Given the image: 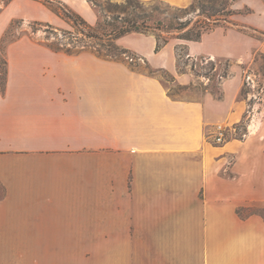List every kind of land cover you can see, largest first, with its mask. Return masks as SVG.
I'll return each instance as SVG.
<instances>
[{
  "label": "crops",
  "instance_id": "crops-1",
  "mask_svg": "<svg viewBox=\"0 0 264 264\" xmlns=\"http://www.w3.org/2000/svg\"><path fill=\"white\" fill-rule=\"evenodd\" d=\"M61 1L97 21L87 0ZM230 7L231 22L196 41L155 51L150 34L116 40L180 84L191 75L176 68L177 45L189 57L233 60L220 97H173L122 59L54 51L26 34L6 44L0 264H264L263 218L238 213L264 201V110L236 134L247 112L242 67L264 53V41L238 26L264 32V0ZM15 19L65 23L39 0H10L0 43Z\"/></svg>",
  "mask_w": 264,
  "mask_h": 264
},
{
  "label": "trees",
  "instance_id": "trees-1",
  "mask_svg": "<svg viewBox=\"0 0 264 264\" xmlns=\"http://www.w3.org/2000/svg\"><path fill=\"white\" fill-rule=\"evenodd\" d=\"M10 0H4L0 9L5 6ZM50 10L55 12L60 17L64 18L72 27L73 31H66L68 34L75 37L77 43L83 47L86 45L92 46L97 51V55L105 58L119 57L129 52L128 49L119 46L116 40L131 32H139L144 34L153 35L156 39L155 51H158L164 46L171 38L181 40H199L201 35L206 32H210L217 26L224 25L227 22H231L230 16L235 13L230 6L234 0H193L186 7H177L176 12L169 18L170 23L166 24L163 20L153 18V9L147 11L141 8L143 2L137 0L136 5L131 0H126L122 3H107L106 13L98 16L95 24H89L80 14L72 10L67 4L61 0H39ZM94 7H98V11H102V7L97 4L96 0H87ZM246 11H249L247 9ZM14 20L11 21L7 29L5 30L0 43V64L2 68L0 70V91L4 92L7 72V61L5 58L4 49L7 43L15 39H6V35L9 32ZM33 23L41 24V21H33ZM46 26H52L46 23ZM238 29L253 35L254 33L264 34L263 31L258 30L252 26L242 25L238 26ZM166 35H163V34ZM55 34V33H54ZM53 39L59 43L61 38L56 34L52 36ZM94 41V42H93ZM54 51H64V53L71 54L68 49H64L57 45H47ZM177 60L180 55L177 53ZM185 56V61L190 59L189 56ZM133 60V56H127ZM182 58V57H180ZM115 59V58H113ZM225 67L222 72L217 75L218 89L215 92L217 97L221 96L220 82L223 78L231 75L229 71V59L225 58ZM148 74L153 75L154 72H161L162 74L169 76L167 81H174V77L163 68H152L148 62L144 59ZM211 69L215 68L214 60L211 61ZM177 70L180 73L186 72L180 65L177 66ZM164 77V76H163ZM188 85H178L180 89H186ZM170 89V88H169ZM170 95L174 94L168 91ZM238 125L236 126L237 129ZM241 217H244L243 208L238 210ZM248 214H257L264 220L263 211H252Z\"/></svg>",
  "mask_w": 264,
  "mask_h": 264
},
{
  "label": "rangeland",
  "instance_id": "rangeland-1",
  "mask_svg": "<svg viewBox=\"0 0 264 264\" xmlns=\"http://www.w3.org/2000/svg\"><path fill=\"white\" fill-rule=\"evenodd\" d=\"M4 0H0V6L2 5ZM126 0H96L97 4L102 7V11H98V7L96 9L98 16L100 14L106 13L107 3H122ZM133 4L136 5L137 0H131ZM139 2H143L141 8L150 11L153 9V18L163 20L164 23H170L169 18L176 12V8L178 6L171 5L169 3H165L159 0H139ZM72 9V8H71ZM73 10V9H72ZM62 18V17H61ZM65 23L63 25H55L49 22L41 21V24L33 23V21H24L21 19H15L12 26L9 29V32L6 35V39H16L22 35H28L33 40L42 42L46 45H57L61 46V43L64 44L63 48L68 49L71 54L79 53L82 51H91L94 54H97V51L92 46L86 45L82 46L76 42L73 34H68L66 31H73L70 24L62 18ZM46 23L52 26H46ZM61 38L59 43L55 39H53V35L55 34ZM163 35H166L165 33ZM254 36L258 37L262 41H264V34L254 33ZM176 40V38H171L169 41ZM94 42V41H93ZM176 55L177 53L180 55V58L177 60L176 56V68L177 66H181L187 73L191 75V80L188 84H180L176 79L175 75L169 72L171 76L174 77V81H167L170 79L169 76L162 74L161 72L152 73L156 76L163 85L167 88V91H170L173 97L178 98H186V99H199L205 91H210L215 94L218 89V81L217 75L222 72L225 67V58L224 57H208L207 55H198L195 57H190L185 61V48L177 45L176 47ZM64 52V51H60ZM127 56H133V60L129 59ZM115 59H122L127 62L131 68L134 70H139L143 72H148L146 67V63L143 58L136 54L134 51L129 50V52L125 54L119 55V57H113ZM254 62L249 66H243V73H245L244 84L241 90V96L244 97L247 101V112L245 113L244 119L241 123L238 124L236 129L237 136H243L247 131L248 124L254 119L257 118L258 114L264 110V53L261 51H257L254 54ZM214 60L215 68L211 69V61ZM229 71L231 72V65L235 64V62L229 59ZM2 65L0 64V70ZM154 68V67H152ZM164 69V68H163ZM166 70V69H165ZM249 74H253L250 78ZM164 76V77H163ZM178 85H188L186 89L178 88ZM170 88V89H169ZM252 211H263L264 212V201L258 202L256 205H253L249 208L243 209V214H248Z\"/></svg>",
  "mask_w": 264,
  "mask_h": 264
},
{
  "label": "built area",
  "instance_id": "built-area-1",
  "mask_svg": "<svg viewBox=\"0 0 264 264\" xmlns=\"http://www.w3.org/2000/svg\"><path fill=\"white\" fill-rule=\"evenodd\" d=\"M225 137H226V135H225L224 129L221 127V125H217L216 135L214 137V141L215 142H222L225 139Z\"/></svg>",
  "mask_w": 264,
  "mask_h": 264
}]
</instances>
